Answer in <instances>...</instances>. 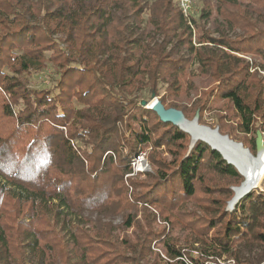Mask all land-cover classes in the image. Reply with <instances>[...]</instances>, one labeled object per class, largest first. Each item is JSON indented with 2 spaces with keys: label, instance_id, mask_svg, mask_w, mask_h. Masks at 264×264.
I'll use <instances>...</instances> for the list:
<instances>
[{
  "label": "trees",
  "instance_id": "16d2710c",
  "mask_svg": "<svg viewBox=\"0 0 264 264\" xmlns=\"http://www.w3.org/2000/svg\"><path fill=\"white\" fill-rule=\"evenodd\" d=\"M245 1L217 0V13L223 21L232 23L236 17H228L233 13L230 8ZM249 1L264 5V0ZM211 16L212 11L204 6L201 18ZM142 25L149 29L141 32ZM197 26L198 20L185 14L175 0H0L3 262L26 264L29 248L41 258V264H140L135 257L117 253L113 244L112 251H107L103 236L93 237L90 230L73 223L71 241L66 244L62 231L48 215L47 203L54 199L59 207L74 209L78 215L87 210L108 216L116 211L110 206L115 202H110L111 198L121 196V208L117 210L126 211L137 200L155 207L169 226L194 232L201 244L196 258L164 239L166 257L173 259L165 264H186L183 257L194 264H205L207 258L230 254L238 244L249 249L264 247L263 193L249 192L232 213L224 207L218 209L222 205L215 203L212 210L203 209L215 214L211 219L191 218L186 210L190 202L198 205L196 198L205 186L203 173L212 171L234 183L243 176L205 142H198L188 153L183 142L189 135L162 122L156 112L142 106L135 94L147 88L150 95L160 97L161 83L175 90L182 86L188 63L174 59L166 47L179 43L195 52L202 72L211 71L221 82L217 96L233 103L244 132L254 130L256 115L264 107L258 99L252 103L246 95L248 84L239 72L232 76L236 72L232 56L225 60V53L196 50L193 32ZM56 34L66 37L68 50L57 48L52 37ZM158 36L163 39L161 43ZM203 38L232 51L257 50L264 59V31L239 47L225 37ZM50 51L54 55L47 59ZM48 61L62 69L56 84L58 92L24 87L21 76L44 68ZM215 94L212 90L208 99ZM161 100L166 104L168 98L163 96ZM171 102L169 107H178ZM118 124L125 128L114 129ZM163 144H178L188 154L165 165L168 169L161 168L150 189L145 186V193L132 195L134 201L128 196L129 184L124 178L132 172L134 157L147 146ZM121 146L127 149L126 154L120 155ZM130 184L138 186L135 179ZM231 194L227 187L225 196ZM124 217L125 225L133 227L134 216L128 213ZM155 236L148 232L146 241L151 242ZM132 244L135 252L151 248L146 242ZM263 259L259 255L239 264H256Z\"/></svg>",
  "mask_w": 264,
  "mask_h": 264
},
{
  "label": "rangeland",
  "instance_id": "374dc122",
  "mask_svg": "<svg viewBox=\"0 0 264 264\" xmlns=\"http://www.w3.org/2000/svg\"><path fill=\"white\" fill-rule=\"evenodd\" d=\"M175 2L185 10V14L194 16L198 20V26L194 28L193 32V45L196 50H213L217 53H225V60H228L229 57L232 56L233 70L236 71L232 76H237L239 72L244 82L248 84L246 95L251 99L252 103L256 102L255 99H258L260 105L264 107V59L260 53H258L257 50L232 51L227 47L222 48L216 46L214 43L203 38L204 35L212 39L225 37V39L238 47L243 46L245 43H250L255 36L261 35L264 31V5L246 0L237 6L231 7L230 9L232 10L230 11L233 13H230L228 17L231 19L236 17V19L234 22L230 23L226 19L223 21L221 16L218 15L217 0H175ZM204 6H207L208 9L212 11V16L209 19L201 18ZM144 18L147 20V16H144ZM139 29H141L142 32L149 28L147 25H142ZM52 37L55 39L58 49L68 50V44L64 41L66 38L64 35L56 34ZM58 38H60V41L57 40ZM157 39L160 40V43L163 41L162 37L158 36ZM255 41L257 40L255 39ZM166 47L167 53H170L174 59L188 63L187 72L185 76L182 77L184 83H182V86L178 90L161 83L160 97H153L150 95L147 88L139 89L135 92L136 96L140 98L141 101L149 102L154 98L161 99V97L165 96L168 98L165 106L169 108V104L172 101L171 98L173 99L175 95H177L171 103H175L178 106L176 108L183 110L189 119H193L196 112L208 104V107L204 108L203 113L200 112V123L213 129L218 127L221 134L228 135L233 141L241 142L246 148L251 150L253 141L256 139V130L262 129V131H264V109L256 115L257 120L254 130L251 133L244 132L241 126V117L233 103L228 99H222L220 96H217L221 82L217 81L212 76L211 71L206 74L198 68L199 63L195 58V52H192L187 46H183L179 43L167 44ZM53 55V51L48 52L47 59ZM73 65L75 64L72 63L71 66ZM240 68H244V70ZM61 71L62 69H59L56 63L48 61L44 68L32 70L22 75V82L24 87L31 90L52 89L54 93H57L58 89L56 88V84L61 76ZM212 90H214L216 94L212 96L211 99H208V93ZM133 125L134 127H138V124L133 123ZM124 128L125 127L119 124L114 127V129L121 130ZM64 132L67 133L65 128ZM162 132L163 131L160 133ZM119 135L120 134H116L115 136L118 137ZM74 143L78 147L82 146L79 142L77 143L74 141ZM183 143L189 150L190 136ZM142 151L147 153L149 170L132 176H127L126 174L124 177L129 184L128 196L131 199L134 198V195L145 193V186L149 189L151 188L154 184L155 177H157L160 170H162L161 168H165V165L173 163L178 157H183L188 154H185L186 150L181 149L178 144L169 146L163 144L158 147L150 145ZM251 151L256 155V149ZM119 152L120 155L126 154L127 149L121 146ZM179 152L180 154L178 156L176 153ZM116 155L119 157V153H116ZM203 176L205 179V186L203 185V193H200L196 198L198 205L190 202L186 210L191 218H199L202 221L211 219L215 214L211 212L206 213L203 209L205 210L207 209L206 207H208V210H212L217 204L222 205L218 209L224 207L225 211L232 213L233 211L229 210V202L235 195L233 188L241 186L246 180L245 177L243 176V179L238 183H234V180L218 175L212 171L203 173ZM129 178L130 180H128ZM131 179H135L138 185L136 188L132 187L130 184ZM227 187L232 191L231 196H225ZM253 191L264 194V177L260 186ZM120 195L122 194L120 193L119 196ZM121 198L123 197H117L116 199L113 197L111 198L112 200H110V202H115L111 203L110 206L112 209H116V211L114 210L109 213L108 216H101L96 212L87 210L83 214L78 215L79 213L74 209L71 210L66 206L59 207V201L56 199L47 203V205H49L47 211L50 219L55 222L57 228L62 231L66 244H69L71 241L70 233L73 223L85 230H90L91 233H93V237L97 235L103 236L109 246L106 249L107 251H112L113 244L117 253L132 258L135 257L136 262L140 264H157V262H159V264H165L166 261L172 262L173 259L164 257L166 254L163 242L166 238L178 248L189 251L193 257L197 258L199 256V254L194 252L195 250L200 251L201 247V244L197 242V234L180 227L169 226L163 221V218L155 207L143 203L142 201L137 200L136 204H131L126 211L117 210L121 208L119 207ZM135 199L133 200L135 201ZM58 208L60 210H58ZM128 213L134 216L135 222L133 227L125 225L124 216ZM139 227L143 229L140 230ZM214 231V229L211 230L209 234L212 235ZM148 232L156 235L151 242L149 240L146 241ZM135 241H140V243L146 242L151 248H147L144 253L140 251V249L135 252L134 248L130 246L133 245L132 243ZM259 255L264 256V247L249 249L244 245L238 244L230 254L216 255L213 261L210 262L211 264H217V258L226 260L230 257L236 258V256H239V260L237 259L238 261H236V264H239L246 263L245 261L247 259ZM248 262L249 261H247V263ZM0 264H17V262L12 261L6 263L0 259ZM26 264H41V258L36 253L29 250V248ZM58 264L64 263L59 262ZM256 264H264V259Z\"/></svg>",
  "mask_w": 264,
  "mask_h": 264
},
{
  "label": "water",
  "instance_id": "95a60500",
  "mask_svg": "<svg viewBox=\"0 0 264 264\" xmlns=\"http://www.w3.org/2000/svg\"><path fill=\"white\" fill-rule=\"evenodd\" d=\"M142 106L149 108L156 112L160 120L164 123H171L181 131L190 136V145L188 153H190L198 142L207 143L213 150L218 151L223 158L231 165H233L238 172L244 176L242 171L231 162L225 155V149L233 146H237L243 150H246L251 157H258L260 154H264V133L258 130L256 133V155H254L250 149L246 148L243 143L233 141L228 135H223L219 132V128H211L200 123V110H198L193 119H189L183 110L176 107L167 108L160 98H154L152 101H142ZM246 180L241 186L233 188L235 195L229 202V210L233 211L239 201L251 192L253 187L248 188L242 194L238 196L237 189L241 188L245 184ZM231 204V206H230Z\"/></svg>",
  "mask_w": 264,
  "mask_h": 264
},
{
  "label": "bare ground",
  "instance_id": "6f19581e",
  "mask_svg": "<svg viewBox=\"0 0 264 264\" xmlns=\"http://www.w3.org/2000/svg\"><path fill=\"white\" fill-rule=\"evenodd\" d=\"M225 155L242 171L246 179L245 184L237 189L238 196L250 187H253V191L260 186L264 177V154L253 158L246 150L232 145L225 149Z\"/></svg>",
  "mask_w": 264,
  "mask_h": 264
},
{
  "label": "built area",
  "instance_id": "2783aa9c",
  "mask_svg": "<svg viewBox=\"0 0 264 264\" xmlns=\"http://www.w3.org/2000/svg\"><path fill=\"white\" fill-rule=\"evenodd\" d=\"M184 10V9H183ZM185 12V10H184ZM148 160H147V153L145 151H140L133 159L132 161V172H130L129 174H127V176H132V175H136L138 173L141 172H147L148 169ZM195 253L199 254L198 250L194 251ZM166 257V256H164ZM224 258V257H222ZM184 261L186 262V264H194L191 260H189L186 257H183ZM214 258H207L205 260V264H211L210 261H213ZM218 263L217 264H236V260L233 257H230L228 259H220L217 258Z\"/></svg>",
  "mask_w": 264,
  "mask_h": 264
}]
</instances>
